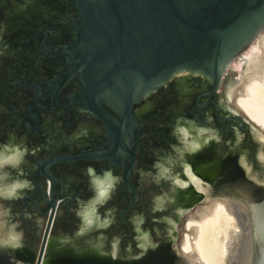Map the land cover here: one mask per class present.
<instances>
[{"label":"flooded vegetation","instance_id":"obj_1","mask_svg":"<svg viewBox=\"0 0 264 264\" xmlns=\"http://www.w3.org/2000/svg\"><path fill=\"white\" fill-rule=\"evenodd\" d=\"M85 6V0H0V172L6 174L0 181L17 182V196L2 198L12 218L33 238L35 218H47L43 239L53 189L59 200L49 242L59 240L58 257L87 255L98 231L105 238L120 232L124 243H136L143 228L154 233L155 225H169L160 216L173 207L178 219L197 204L209 203L205 211L227 200L247 206L249 215L256 206L262 219L264 190L254 185L255 172L232 143L241 134L262 177L264 150L255 152L263 144L257 130H264H254L238 105L221 102L226 75L214 88L205 75L181 71L131 105L105 92L95 97L102 114L93 112L87 60L78 53L82 27L87 32ZM162 190L169 196L163 212L150 198ZM100 192L106 193L95 203L100 216L96 212L94 222L76 232L80 209ZM108 214L112 218H103ZM85 238L81 250L62 241ZM160 246L173 251L169 242Z\"/></svg>","mask_w":264,"mask_h":264},{"label":"water","instance_id":"obj_2","mask_svg":"<svg viewBox=\"0 0 264 264\" xmlns=\"http://www.w3.org/2000/svg\"><path fill=\"white\" fill-rule=\"evenodd\" d=\"M85 1L82 15L87 32L82 27L78 53L83 63L87 60V89L92 94L88 107L99 114L95 97L110 92L131 105L181 71L201 73L214 82V88L219 87L230 63L264 28V0ZM236 111L254 130L258 128L244 112ZM260 145L263 151L264 144ZM45 174L53 183L52 174L46 170ZM15 186H2L0 197L17 196ZM260 188L264 190V185ZM100 193L80 209L82 230L96 219L95 203ZM51 196L48 223L35 264H161L169 259L191 264L179 250L170 253L164 246L132 258L101 256L90 250L87 257L53 259L48 254L49 234L59 199L54 197L53 189ZM145 239V235L139 238V251L146 246ZM13 245L0 234V261L9 257Z\"/></svg>","mask_w":264,"mask_h":264},{"label":"rangeland","instance_id":"obj_3","mask_svg":"<svg viewBox=\"0 0 264 264\" xmlns=\"http://www.w3.org/2000/svg\"><path fill=\"white\" fill-rule=\"evenodd\" d=\"M264 36V28L259 32L255 40L248 46V48L237 55L235 59L230 63L229 67L227 68V75L224 79V83L220 94V100L225 105H237V102L239 98L242 97V94L244 93V87L246 86L245 83H247L246 75L250 73L247 70V61L245 59V54L249 48L252 46L255 47L259 45H256V42H258V38ZM251 46V47H250ZM246 66V67H245ZM245 70V72H244ZM245 73V74H244ZM245 75V76H244ZM237 85L234 95L232 96L231 93V86ZM228 98V100L226 99ZM264 134V133H263ZM207 136V135H206ZM241 134H236L235 142L232 143V148L236 150V152L240 155V158L244 160L245 163H247L248 168H252L255 172L254 178L256 179V185L258 188L261 187V185H264V175L262 177H258V172L261 170L260 164L257 163V166H255L254 162L250 159L248 152L245 147L242 146ZM261 145H256V152L255 155H257L260 152ZM5 171L3 170L0 172V179L5 176ZM16 181H0V190L2 186L8 187L10 185H16ZM168 192L167 191H157L155 193H152L150 195V198L154 200V207L156 211H165L168 209L169 206L165 205V200L168 198ZM223 202V201H222ZM209 203L203 202L200 206L198 204L195 206V208H190L188 211H186L185 215H182L178 219L175 218V213L180 211L177 207L171 208V214L165 213L161 214V218L167 217L169 220V225L164 224L163 226H154V233H151L149 231V228H143V234L146 236V246L144 247V251H137L135 252L136 246H139V243H133V242H123V239L121 237L120 232H115L112 237L105 238L103 237V234L98 231L92 235L91 240H89L88 245L91 246L95 252L100 253L101 256H111L114 255L119 258H132V257H139L142 254H145L147 252V249L151 246L158 247L162 243H171L172 249L177 250L179 248H182L184 237L187 234L186 225L190 220H200V217L196 216V214L202 213L204 210L201 207L207 206ZM209 208V207H208ZM207 208V209H208ZM12 206L9 203H6L3 201V199L0 197V234H2V237L6 240H9L14 245V250L9 254L10 261L6 264H35L36 258L39 252L40 244L42 241L43 231L46 225L47 218L42 216H37L35 218V224L37 226L36 228V234L35 238H33L30 234L26 233L25 229L22 227V221L19 218H12ZM159 209V210H158ZM206 209V210H207ZM205 210V211H206ZM250 215L252 219V236H253V245H254V255H253V261L252 264H264V216L261 219V212L259 209L254 207L252 205V208L250 209ZM97 214L100 216L99 210H97ZM103 218H112V215L108 214L106 216L102 215ZM142 221V220H141ZM112 221H108V224H111ZM82 223L79 221V227L77 228L76 232L80 231ZM58 233H62V230L59 229ZM60 234H57L58 236ZM87 238L77 240L75 242H69V240H62L64 244L69 246V244L73 245L77 250H81V248L85 247L84 245L87 243H84L83 241H87ZM59 244L58 239H53L50 243V248L48 250V254L51 258L57 259L58 255V249L57 246ZM179 246V247H178ZM119 251L126 252L127 255H119ZM82 256L87 257V255H78L73 253H66L62 254V256L59 255V257L63 256ZM135 254V255H134ZM57 255V256H56ZM58 257V258H59ZM1 264V263H0ZM161 264H181L178 259H169L164 261Z\"/></svg>","mask_w":264,"mask_h":264},{"label":"bare ground","instance_id":"obj_4","mask_svg":"<svg viewBox=\"0 0 264 264\" xmlns=\"http://www.w3.org/2000/svg\"><path fill=\"white\" fill-rule=\"evenodd\" d=\"M256 45L250 46L245 54L246 71L250 73L246 75L247 83L237 105L264 130V36L258 38ZM236 86H231L232 96ZM257 131L264 144V132ZM199 217L200 220L187 223L182 246L191 264H252L253 223L247 206L220 200Z\"/></svg>","mask_w":264,"mask_h":264},{"label":"snow or ice","instance_id":"obj_5","mask_svg":"<svg viewBox=\"0 0 264 264\" xmlns=\"http://www.w3.org/2000/svg\"><path fill=\"white\" fill-rule=\"evenodd\" d=\"M100 195H101V197H103V196H105V195H106V193H104V192H101V193H100Z\"/></svg>","mask_w":264,"mask_h":264},{"label":"trees","instance_id":"obj_6","mask_svg":"<svg viewBox=\"0 0 264 264\" xmlns=\"http://www.w3.org/2000/svg\"><path fill=\"white\" fill-rule=\"evenodd\" d=\"M88 253V252H87ZM63 254H66V253H63ZM68 254V253H67Z\"/></svg>","mask_w":264,"mask_h":264}]
</instances>
